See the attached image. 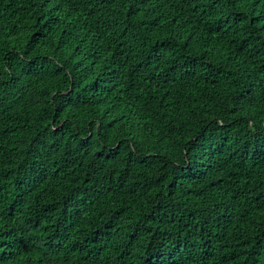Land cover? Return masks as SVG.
Here are the masks:
<instances>
[{
  "label": "trees",
  "instance_id": "1",
  "mask_svg": "<svg viewBox=\"0 0 264 264\" xmlns=\"http://www.w3.org/2000/svg\"><path fill=\"white\" fill-rule=\"evenodd\" d=\"M0 264H264V0H0Z\"/></svg>",
  "mask_w": 264,
  "mask_h": 264
}]
</instances>
